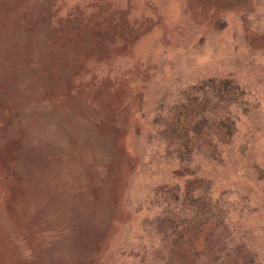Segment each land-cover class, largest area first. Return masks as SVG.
Returning <instances> with one entry per match:
<instances>
[{
    "label": "rangeland",
    "instance_id": "obj_1",
    "mask_svg": "<svg viewBox=\"0 0 264 264\" xmlns=\"http://www.w3.org/2000/svg\"><path fill=\"white\" fill-rule=\"evenodd\" d=\"M211 77L246 103L183 166L264 263V0H0V264H150L183 180L155 111Z\"/></svg>",
    "mask_w": 264,
    "mask_h": 264
},
{
    "label": "trees",
    "instance_id": "obj_2",
    "mask_svg": "<svg viewBox=\"0 0 264 264\" xmlns=\"http://www.w3.org/2000/svg\"><path fill=\"white\" fill-rule=\"evenodd\" d=\"M180 95L172 105L164 100L155 111L167 151L181 161L183 180L168 189L160 187L164 194L156 200L161 208L150 222L158 241L152 244L155 254L149 263L264 264L228 225L227 191L213 196L212 181L198 176L197 168L183 166L196 156L207 163L223 159L222 146L232 141L246 90L228 77H211Z\"/></svg>",
    "mask_w": 264,
    "mask_h": 264
}]
</instances>
